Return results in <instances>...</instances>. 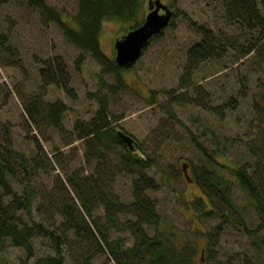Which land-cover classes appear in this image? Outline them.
<instances>
[{
  "label": "rangeland",
  "instance_id": "1",
  "mask_svg": "<svg viewBox=\"0 0 264 264\" xmlns=\"http://www.w3.org/2000/svg\"><path fill=\"white\" fill-rule=\"evenodd\" d=\"M47 1L63 11V18L71 26L78 27L77 0ZM259 4L264 12V0ZM177 6L184 14L174 17L176 26H168L146 47L136 64L122 72L125 85L109 98L116 127L143 144L153 161L150 166L136 164L134 170H129L124 167L126 147L122 144L104 147L101 159H88L85 138L79 136L81 130L77 128V120L89 121L99 107L95 92L99 90L103 64L90 52L79 61L83 50L65 37L57 22L28 0H9L0 5V32L8 34L17 51L15 63L8 65L0 59V139L11 135L17 149L28 157L38 154L40 161L38 166L34 164L32 175L19 171L10 179L19 192L25 184L35 189V204L26 217L32 215L61 235L65 264H85L90 254V264L114 263L107 252L94 253L96 240L67 231L62 214L65 201L73 212L81 211L97 233L99 227L111 238L125 235V247L134 243L130 231H116L111 226L102 198L114 196L131 202L133 179L139 170L157 181L147 193L155 199L161 215L159 228L183 232L178 244L187 240L196 244L194 262L190 264H264L262 219L229 169L244 161L253 165L252 146L260 152L255 157L264 163V35L259 28L249 29L238 20L228 19L223 0H179ZM146 10L148 0H144L139 16ZM194 22L210 27L213 41L209 54L187 78L188 52L207 33ZM131 23L116 17L104 20L100 41L109 56L114 57L115 40ZM251 45L256 47L246 52ZM59 62L68 73L71 92L56 82L44 83L43 67L51 64L57 69ZM118 78L112 72L104 74L108 83ZM187 82L190 84L186 88L183 85ZM105 91L110 93L107 88ZM181 93L184 100L176 99ZM33 94H40L44 102L64 100L67 107L61 128L43 119H29L25 100ZM197 143L216 159L212 161ZM215 149L224 154H215ZM184 161L190 163L191 173L208 163L225 172L233 180L232 196L240 212L231 209L227 217L200 216L195 201L203 191L196 181L184 176ZM70 176L82 182H99L97 191L90 193V213L72 188ZM127 217L118 215L120 221ZM146 230L154 232V228ZM52 242L49 236H36L29 264L41 255L55 253ZM202 249L212 256L202 257L201 263ZM25 256L22 246L6 243L0 249V263L20 264Z\"/></svg>",
  "mask_w": 264,
  "mask_h": 264
},
{
  "label": "trees",
  "instance_id": "2",
  "mask_svg": "<svg viewBox=\"0 0 264 264\" xmlns=\"http://www.w3.org/2000/svg\"><path fill=\"white\" fill-rule=\"evenodd\" d=\"M7 1L9 0H0V5ZM164 1L175 9L174 17L184 14L177 6L179 0ZM28 2L42 10V13H45L48 18L57 22L63 29L65 37L83 50L78 56L79 61L85 59V52H90L95 59L103 64L99 72V90L95 92L99 102L96 114L89 121L77 120V128L81 130L79 136L84 137L86 141V157L88 159H101L104 156L102 150L104 147L125 145L117 135L114 125L115 118L110 112L109 98L115 97L119 87L125 85L122 72L129 68L119 65L115 55L111 57L104 51L100 41V33L104 20L111 17L132 22L124 32L140 25L146 15L144 13L142 17L139 16L144 0H77L78 10L75 19L78 27L71 26L63 18V11L48 3L47 0H28ZM223 3L228 19L238 20L241 24H246L249 29L259 28L264 35V13L258 0H223ZM194 25L198 28L203 27L207 33L205 38L193 45L188 52V66L185 71L187 78L191 77L199 61L209 54L211 48L208 47H211L213 41L210 35V27L205 24L197 25L196 22ZM168 26H176L175 18L171 20ZM167 27L154 34L149 42L151 43L154 39L162 36ZM255 47V45H251L246 52L250 53ZM16 55L17 51L9 42L8 34L0 32V59L8 62L9 65L15 63ZM109 72L119 77L113 83H108L104 79V74ZM41 73L45 84L56 82L70 92L73 91L72 88H69L68 73L60 62L57 69H53V65L49 64L43 67ZM189 84L187 82L183 86L187 88ZM106 88L109 89V94L105 91ZM183 96L184 94L181 93L175 97L184 100ZM66 107V103L61 98L44 102L40 94H33L25 100L29 119L34 121L46 120L57 129L62 127ZM187 129L191 132L190 128L187 127ZM191 136L196 141L194 135L191 134ZM197 144L212 161L216 159V157L209 155L200 143ZM138 148L141 154L130 152L127 148L123 154L126 157L123 160L124 167L129 170H134L136 164L137 166H150L153 163L144 152L143 144L139 143ZM251 151L254 158L253 165H250L249 161H244L240 165L230 166L229 169L249 197L254 210L262 219L260 227H264V163L262 159L255 157L260 152L254 146L251 147ZM214 153L220 154L223 151L215 149ZM38 161V154L28 157L25 152L17 149L13 144L11 135H5L3 139H0V249H3L6 243L24 247L26 256L22 258L20 264H29V258L34 254V238L39 235H46L53 240L52 245L55 253L39 256L34 264H65L61 235L43 222L36 221L32 215L29 219L26 217V214L32 212L35 204V189L25 184L23 192H19L10 179L12 176H18L19 171H25L27 176L32 175L30 172L39 165ZM69 178L83 208L90 213V207L93 205V198L90 193L97 191L96 188L100 186L99 182L97 180L82 182L75 176ZM193 178L203 191V195L198 196L195 201L200 216L225 215L227 217L228 211L231 209L240 212L232 196L233 180L225 172L208 163L206 167L195 168ZM156 186L157 181L154 176L149 175L144 170H139L133 179L131 202L127 203L114 196L102 198L106 216L111 226L116 231L128 230L135 236L134 243L129 246L125 247L124 245L125 235L111 238L110 233L104 232L99 227H97L99 230L97 233L96 227L87 221L81 211L73 212L71 210L68 201L62 205V214L65 216L63 225H66L67 231L73 230L77 236L96 240L98 245L95 247L94 253L107 252L113 257V264H190L194 262L197 251L196 244L190 240L178 244L177 240L180 239L181 235L183 236V232L159 228L161 215L157 210L155 199L147 193V190ZM207 202L209 207H206ZM119 214H126L128 217L124 221H120L118 219ZM148 227L154 228V232L149 233V229L146 230ZM211 256V252L206 251L203 258L209 259ZM91 257V254L88 255L85 264H90ZM199 261L202 263V252L199 255ZM0 264L10 263L3 262Z\"/></svg>",
  "mask_w": 264,
  "mask_h": 264
},
{
  "label": "water",
  "instance_id": "3",
  "mask_svg": "<svg viewBox=\"0 0 264 264\" xmlns=\"http://www.w3.org/2000/svg\"><path fill=\"white\" fill-rule=\"evenodd\" d=\"M163 9L164 12H161ZM173 10L161 2V0L150 1V10L145 20L135 29L129 30L126 34L119 37L115 41L116 61L119 65L132 67L137 59L141 56L144 47L148 44L150 38L160 32L167 26L173 16ZM118 134L129 146L131 151L135 150V139L123 130H118ZM188 164L184 165L185 175L189 178ZM204 253V251H203Z\"/></svg>",
  "mask_w": 264,
  "mask_h": 264
},
{
  "label": "bare ground",
  "instance_id": "4",
  "mask_svg": "<svg viewBox=\"0 0 264 264\" xmlns=\"http://www.w3.org/2000/svg\"><path fill=\"white\" fill-rule=\"evenodd\" d=\"M150 1H152V0H148V10H146V12H145L146 15H147L148 11L150 10ZM161 2H163L164 4H166L167 6H169V4H168L167 2H165L164 0H161ZM258 2H259V0H258ZM259 5H260V4H259ZM169 7L173 10V12H174V14H175V9H174L173 7H171V6H169ZM260 7H261V6H260ZM161 12H164L163 9H161ZM263 13H264V12H263ZM174 14H173V16H172V19L174 18ZM146 15H145V17H146ZM172 19H171V20H172ZM144 20H145V18L143 19L142 23L144 22ZM170 22H171V21H170ZM142 23H141V24H142ZM169 24H170V23H169ZM169 24H168V25H169ZM168 25H167V26H168ZM138 26H139V25H138ZM138 26H136V27H138ZM167 26H165V27H167ZM136 27H135V28H136ZM165 27H164V28H165ZM135 28H131V29H135ZM164 28H163V29H164ZM131 29H129V30H131ZM129 30H128V31H129ZM128 31L123 32V33H122L121 35H119L117 38L123 36V35L126 34ZM161 31H162V30H161ZM161 31H160V32H161ZM158 33H159V32H158ZM155 34H156V33H155ZM117 38H116V39H117ZM115 41H116V40H115ZM149 41H150V40H149ZM149 44H150V42H148V44L144 47L143 52L145 51L146 47H147ZM143 52H142V54H143ZM142 54H141V56H142ZM188 54H189V53H188ZM114 55H115V59H116V47H115V54H114ZM141 56H140V57H141ZM140 57H139V58H140ZM139 58L137 59V61L139 60ZM137 61H136V62H137ZM136 62H135V64H136ZM135 64H134V65H135ZM134 65H133V66H134ZM133 66H132V67H133ZM124 67H125V66H124ZM132 67H127V68L130 69V68H132ZM110 112H111V111H110ZM116 124H117V121L115 120V122H114L115 127H116ZM118 130H123V131L126 132L127 134H130V133H128L125 129H123L122 127L118 126V128L116 127V131H117V135H118V136H119V134H118ZM130 135L133 136L132 134H130ZM119 137H120V136H119ZM133 137H134V136H133ZM120 138H121V140L124 142V144L126 145V148H127L130 152L137 153V154H141V151H140L139 148H138V144H139V143L137 142V139H136L135 137H134V139H135V143H134V144H135L136 148H135V150H133V151H131V150L129 149V146H128L127 143L123 140V138H122V137H120ZM122 145H123V144H122ZM125 145H124V146H125ZM185 164H188V166H187V170H188L189 178L185 175V172H184V165H185ZM181 167H182L181 170H182V172L184 173V176H185L189 181H195L194 178H193V173H191L190 163L187 162V161H184ZM189 168H190V170H189ZM203 251H204V253H205V250L202 249V251H201V252H202V257L204 256Z\"/></svg>",
  "mask_w": 264,
  "mask_h": 264
},
{
  "label": "flooded vegetation",
  "instance_id": "5",
  "mask_svg": "<svg viewBox=\"0 0 264 264\" xmlns=\"http://www.w3.org/2000/svg\"><path fill=\"white\" fill-rule=\"evenodd\" d=\"M182 168V167H181ZM189 170H190V168H189Z\"/></svg>",
  "mask_w": 264,
  "mask_h": 264
}]
</instances>
